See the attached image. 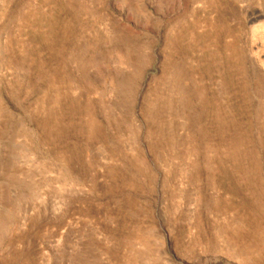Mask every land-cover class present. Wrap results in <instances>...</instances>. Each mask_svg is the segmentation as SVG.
Masks as SVG:
<instances>
[{"label": "rangeland", "instance_id": "obj_1", "mask_svg": "<svg viewBox=\"0 0 264 264\" xmlns=\"http://www.w3.org/2000/svg\"><path fill=\"white\" fill-rule=\"evenodd\" d=\"M0 264H264V0H0Z\"/></svg>", "mask_w": 264, "mask_h": 264}]
</instances>
